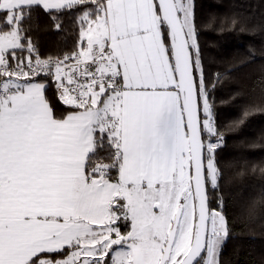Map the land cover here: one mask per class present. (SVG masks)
<instances>
[{"label":"snow or ice","instance_id":"snow-or-ice-1","mask_svg":"<svg viewBox=\"0 0 264 264\" xmlns=\"http://www.w3.org/2000/svg\"><path fill=\"white\" fill-rule=\"evenodd\" d=\"M41 11L70 53L41 58ZM198 28L195 0H0V264H221Z\"/></svg>","mask_w":264,"mask_h":264},{"label":"trees","instance_id":"trees-1","mask_svg":"<svg viewBox=\"0 0 264 264\" xmlns=\"http://www.w3.org/2000/svg\"><path fill=\"white\" fill-rule=\"evenodd\" d=\"M195 13L205 77L215 83L209 88L214 120L224 135L216 151L220 189L212 197L230 232L221 264H264V110L242 120L249 106H264V0H195ZM75 21L64 16L57 30L46 13L33 16L29 34L42 59L73 50ZM46 94L55 101L54 84Z\"/></svg>","mask_w":264,"mask_h":264},{"label":"built area","instance_id":"built-area-1","mask_svg":"<svg viewBox=\"0 0 264 264\" xmlns=\"http://www.w3.org/2000/svg\"><path fill=\"white\" fill-rule=\"evenodd\" d=\"M223 144H224V143L222 142L220 147H222V146H223Z\"/></svg>","mask_w":264,"mask_h":264},{"label":"rangeland","instance_id":"rangeland-1","mask_svg":"<svg viewBox=\"0 0 264 264\" xmlns=\"http://www.w3.org/2000/svg\"><path fill=\"white\" fill-rule=\"evenodd\" d=\"M219 148H220V147H219ZM219 148H218V149H219ZM218 149H217V150H218Z\"/></svg>","mask_w":264,"mask_h":264}]
</instances>
